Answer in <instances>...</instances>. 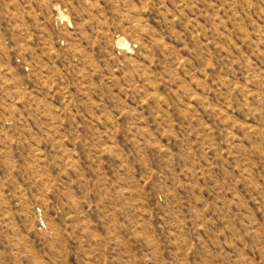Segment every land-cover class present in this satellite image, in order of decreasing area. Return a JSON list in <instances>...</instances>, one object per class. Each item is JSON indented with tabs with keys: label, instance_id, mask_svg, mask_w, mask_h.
<instances>
[{
	"label": "rangeland",
	"instance_id": "obj_1",
	"mask_svg": "<svg viewBox=\"0 0 264 264\" xmlns=\"http://www.w3.org/2000/svg\"><path fill=\"white\" fill-rule=\"evenodd\" d=\"M0 264H264V0H0Z\"/></svg>",
	"mask_w": 264,
	"mask_h": 264
}]
</instances>
